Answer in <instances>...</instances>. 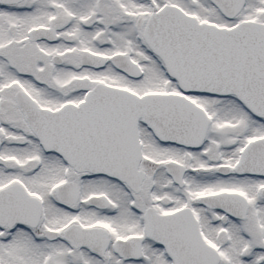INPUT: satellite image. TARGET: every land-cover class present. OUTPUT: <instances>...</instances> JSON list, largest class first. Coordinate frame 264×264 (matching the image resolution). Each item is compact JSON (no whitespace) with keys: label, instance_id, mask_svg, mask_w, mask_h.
Returning a JSON list of instances; mask_svg holds the SVG:
<instances>
[{"label":"snow or ice","instance_id":"snow-or-ice-1","mask_svg":"<svg viewBox=\"0 0 264 264\" xmlns=\"http://www.w3.org/2000/svg\"><path fill=\"white\" fill-rule=\"evenodd\" d=\"M0 264H264V0H0Z\"/></svg>","mask_w":264,"mask_h":264}]
</instances>
